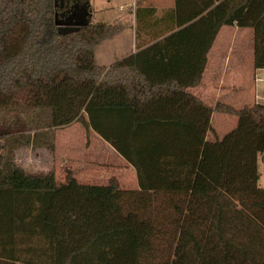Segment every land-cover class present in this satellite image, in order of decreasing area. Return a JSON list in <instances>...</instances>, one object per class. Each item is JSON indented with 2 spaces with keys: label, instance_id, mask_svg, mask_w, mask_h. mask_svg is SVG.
I'll use <instances>...</instances> for the list:
<instances>
[{
  "label": "trees",
  "instance_id": "trees-1",
  "mask_svg": "<svg viewBox=\"0 0 264 264\" xmlns=\"http://www.w3.org/2000/svg\"><path fill=\"white\" fill-rule=\"evenodd\" d=\"M85 3L0 0V264H264V105L207 107L184 93L199 75L169 101L182 104L185 115L131 110L143 148L137 156L109 119L138 104L95 60L123 27L92 23L89 6L87 25L60 30ZM212 7L200 21L212 33L206 52L222 27L250 28L254 68L264 70V0H208L189 20ZM213 113L239 122L222 140L206 142ZM146 119L188 120L190 133L174 132L166 147L140 126ZM75 123L136 168L139 190L83 185L71 173L59 186L53 171L17 165L19 149Z\"/></svg>",
  "mask_w": 264,
  "mask_h": 264
},
{
  "label": "crops",
  "instance_id": "crops-1",
  "mask_svg": "<svg viewBox=\"0 0 264 264\" xmlns=\"http://www.w3.org/2000/svg\"><path fill=\"white\" fill-rule=\"evenodd\" d=\"M207 2L126 0L125 7L110 8L109 25L122 26L123 29L97 48L95 60L97 66L110 71L112 82L116 80L126 86V100L138 104L136 108L119 111L117 116L109 119L110 128L118 133L124 144L128 142L130 150L137 156L141 155L143 148L135 134L139 129L130 118L134 114L131 110L141 112L148 107L150 111L157 108L159 115H185L187 110L183 111L182 104L171 106L169 101L178 95L179 85L197 83L199 75L198 84L186 88L184 93L199 99L207 107L225 104L241 110L248 105H264V70L254 68V31L224 26L206 52L212 33L200 21L213 7L198 18L189 19ZM97 13L94 9L91 18ZM154 101L160 103L152 105ZM187 102L189 108L198 112L191 100L187 99ZM229 117L211 115L212 130L207 133L206 142L222 140L237 128L239 121ZM140 126H147L149 134L156 135L155 140L164 141V146L168 147L174 140V132L190 133L191 123L188 120L146 119ZM91 133L96 136L93 150L98 156L93 164H87L90 179L78 178V182L87 185L91 177H95L100 180L99 185L113 181L120 189L139 190L136 168L97 133ZM163 164L168 165V161Z\"/></svg>",
  "mask_w": 264,
  "mask_h": 264
},
{
  "label": "rangeland",
  "instance_id": "rangeland-1",
  "mask_svg": "<svg viewBox=\"0 0 264 264\" xmlns=\"http://www.w3.org/2000/svg\"><path fill=\"white\" fill-rule=\"evenodd\" d=\"M88 2L79 5L76 13H74L75 18L65 17V19L61 20L60 30L62 33H72L79 27L87 25L89 21L86 19V15L90 12L89 6H91L93 12L94 9L98 12L94 18H91L92 23L109 24L110 8L118 10L128 4H126V0H88ZM116 13L117 11L114 14ZM222 116L227 117V115L216 113V117ZM229 118H233L236 122L239 121L236 116H230ZM91 131L93 130L86 129L81 123H75L63 129L59 128L43 132L37 142L38 145L37 143L34 145L30 144L16 152V163L27 172L33 174L42 171H53L56 183L59 186L65 183L68 173H71L76 180L84 177L90 179V168L87 164H93L98 156L93 150L96 136ZM258 174L261 188H264V155L260 156L258 160ZM99 183L100 180L98 178L91 177L87 185L107 186L110 184L99 185Z\"/></svg>",
  "mask_w": 264,
  "mask_h": 264
}]
</instances>
